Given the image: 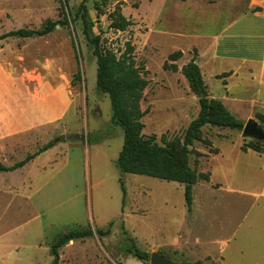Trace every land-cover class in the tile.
Listing matches in <instances>:
<instances>
[{
    "label": "rangeland",
    "instance_id": "obj_1",
    "mask_svg": "<svg viewBox=\"0 0 264 264\" xmlns=\"http://www.w3.org/2000/svg\"><path fill=\"white\" fill-rule=\"evenodd\" d=\"M81 2L0 0V36L22 28L42 29L49 20L61 22L57 25L59 28L45 37L0 41L1 63L20 62L33 75L39 59L47 64L54 63L60 54L68 51L74 65L80 69L75 114L69 113L61 125L48 129L47 140L25 144L1 142L0 164L11 166L28 152L36 153L52 140L57 145L78 146L71 157L78 167L79 190L85 192L80 200L81 207L91 210L96 228L111 230L106 239L98 237L110 250L108 264H120L116 254L127 255L133 243L141 251L158 252L176 263L264 264V173L248 174L250 165L257 164L259 157L254 152L241 150L244 143L254 141L245 137L243 131L203 128L202 141L193 146L203 157L197 159L191 155L190 165L198 173L210 174V180H198L193 186L192 213L187 210L184 184L123 175L118 169L117 158L123 147L124 132L112 122L109 97L97 92L96 57L83 32L78 13ZM85 2L94 23L93 32L101 37L103 47L120 57L127 43L134 46L133 57L137 65L145 68L144 78L148 81L141 100V109L149 112L142 119L143 135L156 136L159 144L162 136L168 140L183 139L190 123L199 114L198 97L191 91L181 68L192 58L197 60V48L206 49V41L200 38L202 34L223 30L228 20L236 19L242 12L250 13L238 17L236 27L226 34L237 36L226 39L221 45L229 44L236 52H247L255 59L261 58L264 49V15L251 14L259 7L255 0ZM120 15L133 23L124 32L113 28L120 22ZM250 27L258 33L254 38L245 35ZM176 51L185 52L182 59L168 61L169 55ZM202 60L204 80L214 99L220 101L225 96L228 77L213 79L211 72L240 69L239 76L230 82V88L235 94L240 93L243 101L222 103L236 119L245 124L254 120L261 126L257 118L258 114L264 115V87L258 79L260 66L256 67L254 80L248 72L252 70L236 61L215 65L211 64L209 56ZM167 62L175 64L177 70H165ZM87 145L90 154L83 148ZM36 176L32 180V191L43 184L39 176L34 181ZM23 179L22 173L0 172V264H51L53 258L47 249L46 236L37 229L39 221L30 220L32 209L27 207L25 200L29 195L26 189L23 191L30 187V182ZM120 180L125 186V199ZM90 244L87 260L82 256L83 245L77 244L70 249L82 257L74 264H94L92 255L96 243L93 240ZM128 261L129 264H143L132 255Z\"/></svg>",
    "mask_w": 264,
    "mask_h": 264
},
{
    "label": "crops",
    "instance_id": "obj_2",
    "mask_svg": "<svg viewBox=\"0 0 264 264\" xmlns=\"http://www.w3.org/2000/svg\"><path fill=\"white\" fill-rule=\"evenodd\" d=\"M255 1L259 3L258 8L261 11L252 12L251 14L255 17H261L264 15V0ZM248 14L250 13L246 14L242 12L237 15L236 19L228 20L226 23L227 27L223 30L211 34H202L200 38L206 41V49L200 51L197 48L198 55L196 60L201 68L202 74L205 66L202 59L207 56L211 59V64L215 65L233 61L240 63L242 66L246 65V68L252 70L248 72L249 76L253 79L256 75V67L259 65L260 75L258 79L260 86L264 87V49L261 58L255 59L250 57L251 54L247 52H236L229 44L226 46L221 45V42L226 39L231 40L237 36H227L226 34L230 33V31L236 27L239 22H237L239 16H247ZM255 31L253 27L247 28L246 37H256L258 33H255ZM182 53L185 54V52ZM36 66L37 72L32 75L31 70L25 68L20 62H0V143L11 141L25 144L41 139L47 140L48 129L61 125L63 119L66 118L69 113L75 111V104L79 92L77 85H73L72 81L78 72V68L74 65L71 54L66 51L64 54H60V57H57L54 63L49 64L39 59ZM226 73H230L231 75L226 79L227 81L224 85L226 93L225 96L222 97V101L239 104L243 99L240 93L237 92V94H235L232 91L230 82L239 76L240 69L224 72L215 70L211 72L210 76L213 79H219V76ZM65 77H67L68 80H65ZM208 92L210 98L215 97L209 87ZM83 148L90 154L89 145L83 146ZM76 149H79V147H69L68 144H56L51 149L37 155L23 168L13 172H7L12 174L22 173L24 177L23 181L29 180L30 187L23 188V191L26 189L29 195L25 200L27 207L32 209L33 215H31L32 217L30 220L35 219V221H39L37 229L39 233L45 234L48 246L47 249H49V251L51 250L53 242L62 234L87 227L93 230L98 229L95 227L96 221L91 210L88 211V209H85V206H83V209L81 207L82 203L80 200L85 195V192L79 190L78 167L76 163L72 162L71 157ZM249 152H254L259 157V162L250 165L249 168L251 171H249L248 174H253V172L264 173V153H257L252 150H249L247 153ZM59 153H64V155L60 156ZM17 154L19 155L20 153L18 152ZM34 154V152L32 153L30 151L18 162ZM34 170L35 172L32 173ZM35 176L36 179L34 181H36L39 176L41 178L40 183L43 184L32 191V180ZM90 176L91 173L89 172V179ZM89 183L91 188V182L89 181ZM102 183L103 181H101V184ZM254 195L255 194H253V196ZM121 213L123 216L125 215L123 209H121ZM109 236L99 237L95 235L85 239H76L64 245L60 249V264H65L68 260L70 264H74L75 261L76 263L79 262L78 260L82 257H79L77 251L73 252L70 250L77 244L84 246L82 256L85 255L87 260L89 245H92L90 243H92L93 240L96 243V249L93 251L92 255L94 264H108V260L111 259L110 250L105 248L103 241L100 239H106ZM38 245L41 247L42 243H38ZM116 256L120 264H129V254L121 255L117 253Z\"/></svg>",
    "mask_w": 264,
    "mask_h": 264
},
{
    "label": "trees",
    "instance_id": "obj_3",
    "mask_svg": "<svg viewBox=\"0 0 264 264\" xmlns=\"http://www.w3.org/2000/svg\"><path fill=\"white\" fill-rule=\"evenodd\" d=\"M258 11L261 10L257 8L253 12ZM78 13L81 15L83 22L84 35L92 46L93 55L96 57L97 92L109 97L113 112L112 122L121 127L124 132V143L117 160L118 169L123 175H141L167 182L184 184L187 210L189 213H192L193 186L198 180H210V174L198 173L190 165L191 155H195L197 159L203 157L202 153L193 148L196 142L202 141L201 134L203 128L211 126L242 132L245 123L236 119L220 100L210 98L201 68L196 59L193 58L182 67L181 73L189 81L192 92L197 97H200L198 98L200 111L197 118L190 123L183 139L174 138L168 140L166 136H162L161 144H159L156 136L147 137L143 135L144 124L142 119L149 112L148 110L144 111L141 109V100L143 92L148 86V81L144 78L145 68L142 65H137L133 57L134 46L131 43H127L126 50L120 57H117L115 53L103 47L101 37L94 34V23L89 18L85 0H82ZM119 18L120 22L113 25V28L116 30L124 32L128 27L133 25L132 21L126 19L123 15H120ZM57 25H61V22L49 20L42 29L22 28L13 30L2 34L0 41L8 38L45 37L51 34ZM182 57L183 53L176 51L169 55L168 61L177 62ZM164 68L165 70H177L175 64H168V62L165 63ZM230 75V73H226L218 78H226ZM79 80L80 69L74 76L72 84L77 85ZM257 118L264 125V115L258 114ZM262 125L260 126L261 128ZM56 144L55 140L50 141L37 153L27 156L23 161L13 166L6 167L0 165V172H13L21 169L37 155L51 149ZM241 150L243 152L252 150L257 153H264V141L254 140L250 143H244ZM120 184L125 199L126 190L122 180H120ZM123 231L125 230L123 229ZM110 234V228L107 230H93L88 227L75 229L60 235L51 245L52 264H60V249L71 241L95 235L106 237ZM127 253L144 264H150L151 254L141 251L134 243L127 249ZM198 264L200 263L198 262Z\"/></svg>",
    "mask_w": 264,
    "mask_h": 264
},
{
    "label": "water",
    "instance_id": "obj_4",
    "mask_svg": "<svg viewBox=\"0 0 264 264\" xmlns=\"http://www.w3.org/2000/svg\"><path fill=\"white\" fill-rule=\"evenodd\" d=\"M59 28V26H57ZM200 98V97H198ZM243 134L245 137L252 138L258 141H264V129L260 127V125L254 121L250 120L245 124L243 129ZM150 264H179L174 262L173 260L161 255L158 252H154L151 254Z\"/></svg>",
    "mask_w": 264,
    "mask_h": 264
}]
</instances>
